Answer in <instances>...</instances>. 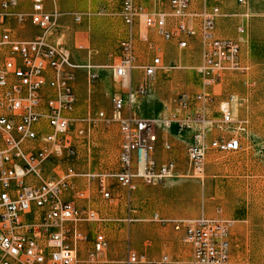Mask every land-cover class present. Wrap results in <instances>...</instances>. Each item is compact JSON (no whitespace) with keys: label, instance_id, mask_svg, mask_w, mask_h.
I'll list each match as a JSON object with an SVG mask.
<instances>
[{"label":"built area","instance_id":"built-area-1","mask_svg":"<svg viewBox=\"0 0 264 264\" xmlns=\"http://www.w3.org/2000/svg\"><path fill=\"white\" fill-rule=\"evenodd\" d=\"M123 1L125 30L119 59L108 64L90 60L79 64L63 41L48 37L64 14L50 9L49 0H0V264H78L69 231L61 225L104 217L94 207L95 190L78 187L76 179L96 182L106 201L113 198L109 181L115 180L127 191L131 206L132 194L140 184L154 185L179 174L202 177L211 152H237L243 147L236 133L247 129V120L236 112L238 97L230 94L220 101V118L211 111L216 100L213 86L230 71L249 69L241 40L219 32V20L229 14L218 5L208 7L207 2L196 8V0H168L169 10H149L134 0ZM241 16L245 20L247 15ZM75 20L80 21L81 16ZM27 25L42 32L21 35ZM237 29L246 33L244 23ZM157 34L176 40L181 49L189 48L200 36L203 89L194 95L180 93L178 109L169 111L164 106L163 115L151 117L144 111V100L151 91L150 82L167 67L155 44ZM80 68L88 70L90 82L99 78V69L107 68L129 85L126 93L113 97L108 117L101 112L96 118L80 119L89 121L88 130L75 128L80 102L75 71ZM137 72L140 85L130 87ZM98 120L119 126V168L114 172L79 171L68 159L77 154L80 140L91 135V124H98ZM168 135L189 138L184 173H178L174 158L160 155V149L173 148ZM71 192L85 204L71 198ZM153 219L182 232L192 251L190 264H231L234 220L222 208L214 215L204 212L196 217L168 218L157 212ZM75 234L82 236L77 231ZM108 244L107 235L97 233L91 257L103 253ZM168 261L167 255L149 258L129 247L123 264Z\"/></svg>","mask_w":264,"mask_h":264},{"label":"rangeland","instance_id":"rangeland-1","mask_svg":"<svg viewBox=\"0 0 264 264\" xmlns=\"http://www.w3.org/2000/svg\"><path fill=\"white\" fill-rule=\"evenodd\" d=\"M134 1L149 10L170 9L168 0ZM246 1L240 4L238 0H196L194 5L196 8H202L206 2L208 7L218 5L229 14L219 20V32L241 40L249 69L230 71L213 86L216 100L211 111L220 118V101L230 94L238 97V115L247 120V129L236 133L243 140L242 149L211 152L202 177H175L154 185L140 184L132 194L131 206L127 203V191L115 180L109 181L113 198L106 201L97 191L96 182L76 179L78 187L95 190L92 201L104 217V220L81 219L61 225V229L69 231L78 264H123L129 247L149 258L167 255L166 264H190L192 251L183 241L182 232L161 224L153 216L157 212L168 218L196 217L204 212L214 215L218 207L234 220L231 264H264V0ZM48 7L64 13L48 37L63 41L74 62L85 64L90 60L94 64H108L119 59L125 30L123 0H49ZM242 14L247 15L245 20ZM76 16H81V20L76 21ZM242 23L246 26L245 34L237 29ZM26 27L27 31L21 35L31 37L42 32L36 26ZM154 38L167 67L150 82L151 91L144 100V111L151 117L161 112L163 115L164 106L178 109L180 93L187 91L194 95L203 89L201 39L181 49L176 40H165L158 34ZM75 72L80 100L75 128L84 126L88 130L89 121L80 119L96 118L101 112L108 117L113 97L126 93L129 85L115 76L112 69H99V78L91 82L85 68ZM138 72L130 81V87L140 85ZM167 140L173 148L160 149L161 157L174 158L178 173L186 172L187 139L168 135ZM120 149L118 124L108 125L98 120V124H91V135L83 136L77 154L68 161L79 171L114 172L119 168ZM70 195L77 198L73 192ZM79 201L85 204L82 199ZM76 231L82 236L76 235ZM99 232L107 235L109 244L103 253L93 258L90 252Z\"/></svg>","mask_w":264,"mask_h":264},{"label":"bare ground","instance_id":"bare-ground-1","mask_svg":"<svg viewBox=\"0 0 264 264\" xmlns=\"http://www.w3.org/2000/svg\"><path fill=\"white\" fill-rule=\"evenodd\" d=\"M166 10H169V9H166ZM197 37L200 38V36H197ZM196 39H197V38L193 39L192 41L195 42ZM193 42H192V43H193ZM201 46H202V45H201ZM177 67H178V66H177ZM177 67H176V68H177ZM238 106H239V101H236V102H235V108H236V112H237V113H238ZM166 107H167V106H166ZM164 108H165V107H164ZM168 108H169V111L173 109V108L170 109V107H168ZM163 110H164V109H163ZM119 133H120V132H119ZM176 136H178V135H176ZM178 137H183V138L187 139V140H186L187 143H188V141H189V138H188V137H184V136H178ZM187 143H186V146H187ZM180 175H181V174H179L177 177H185V176H180ZM142 254H144V253H142ZM145 255H146V254H145ZM146 256H147V255H146ZM147 257H148V256H147Z\"/></svg>","mask_w":264,"mask_h":264}]
</instances>
